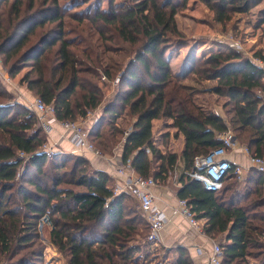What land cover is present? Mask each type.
<instances>
[{"label":"trees","instance_id":"trees-1","mask_svg":"<svg viewBox=\"0 0 264 264\" xmlns=\"http://www.w3.org/2000/svg\"><path fill=\"white\" fill-rule=\"evenodd\" d=\"M189 1L111 0L105 8L100 0L73 10L60 0H0V48L11 63L10 76L28 68L21 83L53 104L59 120L77 121L101 109L87 127L90 140L102 155H114L122 144L121 160L132 159L145 178L165 182L179 161L178 154L154 145L155 119H171L185 136L184 171L220 146L219 134L229 129L264 156V69L230 44L196 58L186 75L175 73L167 58L172 49L207 43L187 38L178 27L177 15ZM197 1L225 25L263 0ZM123 44L133 51L126 63L107 55ZM102 76L119 78L109 101ZM189 78L215 84L199 89L185 83ZM3 85L0 79V264H46L45 240L66 264H141L148 243L138 237L147 231V239L149 223L134 198L114 195L113 176L94 169L84 155L43 149L49 136L37 113ZM205 92L226 99L221 113L200 103ZM125 114L135 119L128 134L119 124ZM181 183L178 196L206 221L204 234L221 240L222 264H249L251 257L264 264V173L250 169L239 181L230 172L218 191L185 173ZM176 252L173 264H195L185 248Z\"/></svg>","mask_w":264,"mask_h":264},{"label":"rangeland","instance_id":"rangeland-1","mask_svg":"<svg viewBox=\"0 0 264 264\" xmlns=\"http://www.w3.org/2000/svg\"><path fill=\"white\" fill-rule=\"evenodd\" d=\"M60 1L63 4L72 3L73 5L71 4V6L74 8L73 10H84V9H88L89 7H93L97 5L100 0H60ZM110 1L111 0H102L103 7L108 8ZM116 1L120 2L123 0H116ZM259 5L260 7H257V9L253 8L252 11H250L249 13L235 14L234 18L230 22L224 25V24H217L216 22H214L213 20L214 13L205 4L203 3L200 4V1L199 3L197 2L193 4V0H190L189 5H188L189 8L187 7L186 10H184L183 12L177 15L178 27L187 38H190L193 41L202 38L206 40L207 43H204V44L193 43V45L189 46L191 49L189 47H187L189 49L184 48L186 50L182 51V53L180 54L177 53L178 51H173V49L172 51H169V54L174 56L172 60V65H173L172 68L174 72L176 73V71L177 72L183 71L184 69V72L186 73L187 71L190 70L191 67L194 66V61H195L196 56L201 58L207 55V53L209 52L205 53L204 51H206L210 47L212 50V48L217 46V44L219 45L220 44L221 45L230 44L234 46L236 49H238L239 51H241L246 56L253 55L256 52H262L264 54V0ZM239 46L240 48H238ZM122 48H123L122 51L118 53H108L107 55L115 60L118 59L126 63L129 57L133 55V51H132L131 46L127 44H123ZM201 50H204V51H201ZM213 51L214 50H212L211 52ZM201 52H204V53H201ZM186 58L188 61L187 66L184 63V60ZM6 60H7V52L2 51L0 48V79L2 81V85L4 84L6 86V88L9 90V92H11L15 100L20 101V102H22L23 100H27V99L32 100L34 97H36V95L29 92L26 88V85L21 83V78L28 71V68L22 70L21 73H19L16 77H11L8 71L11 63L7 62ZM106 82L107 83L105 84L104 81L101 79L100 85L104 88L105 92L108 95L109 90L113 89L114 91L115 86L117 84H114L115 81H106ZM185 83L189 86H192V87L194 86L199 89L200 88H210L211 86L215 84V82L211 81V82L201 83L200 85L198 81H196V79L194 78L186 79ZM261 94L263 95L264 92H261ZM199 101L205 106H209V107L212 106L213 108H215V110L219 109L221 112L222 110L220 109V107H222V104L226 101V99L219 98L218 96H215L212 93L205 92L204 94L200 95ZM94 111H95V116L102 113V111H99V110H94ZM81 119L82 118L78 119L77 121ZM119 124L122 128L126 129L127 134L131 132L129 128L132 125V118L128 114H125L122 116V118L119 120ZM39 125L40 123H38V126ZM162 127H163L162 121L158 122L156 125V135L159 133V130H163ZM42 128L45 130L44 127ZM167 141L168 140H165L164 138L163 142L166 148H168V144H166ZM94 145L97 146V149L99 150V152H102L100 145H98L97 143L96 144L94 143ZM118 147H123V145L121 144ZM59 150L64 151L61 149H56V151H59ZM103 155L105 154L103 153ZM183 172H184V169L181 172L180 166L178 163L176 167L174 168V170L170 172V177L167 179V181L160 182V185L162 186L170 185L172 189L174 190V193H176L179 188L178 183L179 181H181V178L184 174ZM133 203H134V206L138 207L140 213L143 215L135 199ZM200 220H201V226L203 230L204 224L206 221L204 219H200ZM47 223L41 224V226L45 225L43 226L44 227L43 235L45 237L49 236V233H48L49 229L46 228ZM146 233L147 231L144 233L145 234L144 238L138 237L140 239L138 240L141 241L142 244L148 243L147 249L148 251H151L152 248H154V245L156 244L147 241ZM215 240L218 242L221 241L218 238ZM45 242L48 247L50 242L48 240H45ZM47 247H46V251H47L48 263L49 264H61V253H57L56 249L53 246H49L48 248ZM147 249L145 248V251L142 253L143 254L142 256H146V254L149 253ZM142 256H141V264H149V261H148L149 259L147 257L142 258ZM249 262H250L249 264H260V259H255L251 257L249 258ZM150 263L154 264L155 261L150 262Z\"/></svg>","mask_w":264,"mask_h":264},{"label":"built area","instance_id":"built-area-1","mask_svg":"<svg viewBox=\"0 0 264 264\" xmlns=\"http://www.w3.org/2000/svg\"><path fill=\"white\" fill-rule=\"evenodd\" d=\"M249 56L264 69L263 57L255 56L254 54ZM102 80L104 82L108 81L106 76H102ZM118 81L119 78L115 80L114 84H117ZM22 102L37 113L40 125L45 128L48 134L55 123H59L69 130L71 133L70 141L76 154L83 155L84 153L91 152L101 155L97 147L90 140L87 128L88 124L94 120V110H90L87 116L79 121H61L55 115L53 104H46L39 96L34 97L32 100H23ZM219 139L222 141V144L213 148L206 155L197 156L194 161V168L190 171H184L186 175L200 181L207 190L218 191L223 187V181L230 172L239 181L244 179L245 172L250 169L264 173V156L252 153L248 146L241 144L235 138L231 129L220 133ZM43 149L50 152L56 151L50 142H47L43 146ZM233 152L243 153L248 159V165L244 166L243 164L234 162L229 157ZM114 175L118 180L113 188L114 195L127 193L137 201L140 210L149 223L147 241L157 244L162 238V232L171 221L168 213L157 202L154 189L159 186V182L153 177L145 178L137 173L133 168L132 159L124 162L120 160V164L117 165ZM178 212L188 220L190 226L203 232L201 220L196 217L187 199H178ZM47 222L48 218H44L42 223ZM197 253L207 256L209 264H222L223 247L215 239H213L211 251L199 247L197 248Z\"/></svg>","mask_w":264,"mask_h":264},{"label":"crops","instance_id":"crops-1","mask_svg":"<svg viewBox=\"0 0 264 264\" xmlns=\"http://www.w3.org/2000/svg\"><path fill=\"white\" fill-rule=\"evenodd\" d=\"M197 2L199 3V1L193 0V4ZM257 7H260V5H258ZM257 7H255L254 9H257ZM184 50L186 49L183 48L179 50L177 53L180 54ZM212 50L219 51V50H225V49L223 47L215 46L214 48H212ZM212 50L210 47L206 51L204 50H201V51H204L205 53L209 52L207 53V55H209ZM204 52H201V53H204ZM167 58L169 59L172 65V60L174 56L170 55L168 52ZM196 58H199V57L196 56ZM184 63L187 66L188 64L187 58L184 60ZM192 68L193 67H191L190 70ZM189 71H187L186 73H188ZM183 72H184V69L183 71H178V72L176 71V73H181L182 75L186 74L185 72L184 73ZM114 94H115V90L114 91L113 89L109 90L108 95L106 93L107 100L109 101L114 96ZM220 109L222 110V107H220ZM99 111H102V110H99ZM215 111L217 113L222 112V111L220 112L219 109ZM98 115H96L94 118H96ZM134 121L135 119L132 118V125L129 128L130 131H132ZM160 121H162L163 123V127H162L163 130H159V133L156 135V125ZM167 132L170 134L172 133L168 140V148L165 147V144L163 142L165 135H166L165 133ZM175 133L179 134L178 137H175ZM153 134H154V138H153L154 145L158 147L159 149H161L163 153H166V151H169L171 153H176L179 155L178 163L180 166V170L182 172V170L185 168V162L182 156V153L186 145L185 136L182 133H180L176 127L173 126V121L171 119L153 120ZM70 136H71V133L69 130L65 129L61 124L55 123L52 125V130L49 132V141H50V144L53 145L55 149H61V150H64L65 152L75 153L74 147L70 141ZM122 151H123V147H117L115 149L114 155H96L91 152L84 153L83 155L90 161V164L94 169L108 172L115 179V183H117L118 180L114 175V171L117 165L120 164ZM229 157L236 163L243 164L244 166L248 165L247 157L241 152H233L229 155ZM244 178H245V175H244ZM178 184H179L178 185L179 188L176 193H174V190L172 189L170 185L162 186L160 185V183H159V186L154 189V192L157 196V202L168 213V215L171 218V221L166 226L165 230L162 232V238L160 242L154 245V248H152L151 251H148L147 249L149 253L146 254V256L143 258L147 257L149 259L148 260L149 264H151L150 262H153V261H155L154 264H173L178 255L176 252V249L185 248L186 250L190 252L191 257L194 260L195 264H209L207 256H202L198 254L197 248L200 247V248H204L207 251H211L213 247V239H211L209 236L204 234V232L199 231L196 228L190 226L188 220L178 212V199H179L178 193H179L180 188H182L181 181H179ZM49 246H53L56 249V247L53 244L51 245V243L49 244ZM56 251L57 253H59L57 249ZM45 256H46V264H49L47 261L48 259L47 251L45 252ZM63 263L66 264V260L61 254V264Z\"/></svg>","mask_w":264,"mask_h":264}]
</instances>
